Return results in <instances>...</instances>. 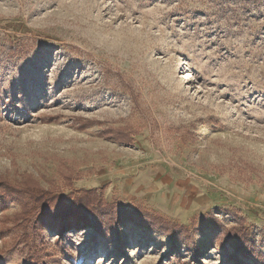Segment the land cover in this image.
Listing matches in <instances>:
<instances>
[{
	"label": "rangeland",
	"instance_id": "374dc122",
	"mask_svg": "<svg viewBox=\"0 0 264 264\" xmlns=\"http://www.w3.org/2000/svg\"><path fill=\"white\" fill-rule=\"evenodd\" d=\"M120 127L132 145L99 135ZM28 175L188 229L212 214L264 253V0H0V178ZM19 210L0 264H231L218 231L195 253L132 221L11 228Z\"/></svg>",
	"mask_w": 264,
	"mask_h": 264
},
{
	"label": "trees",
	"instance_id": "16d2710c",
	"mask_svg": "<svg viewBox=\"0 0 264 264\" xmlns=\"http://www.w3.org/2000/svg\"><path fill=\"white\" fill-rule=\"evenodd\" d=\"M95 124L94 121H83L77 129L84 131ZM99 135L124 145L134 142L132 133L125 127L105 129ZM6 203H15L20 208L11 219H6L15 229L29 227L33 233H40L43 224L49 221L58 225L60 233L72 229L109 233L110 228L116 230L123 222L132 221L143 229L164 234L173 242L192 247L195 253H198L195 248L196 234L205 230L218 231V244L228 262L241 264V258H244L264 264V253L246 228H226L212 214L193 222L191 229H188L142 208L131 209L119 202L107 203L97 190H81L75 196L63 197L51 189H45L30 175L19 182L0 178V208ZM11 228L4 224L5 230ZM228 249H231L230 253Z\"/></svg>",
	"mask_w": 264,
	"mask_h": 264
},
{
	"label": "bare ground",
	"instance_id": "6f19581e",
	"mask_svg": "<svg viewBox=\"0 0 264 264\" xmlns=\"http://www.w3.org/2000/svg\"><path fill=\"white\" fill-rule=\"evenodd\" d=\"M143 184H144V186H150L152 183L150 182V183H145V182H143ZM154 184V183H153ZM152 184V185H153ZM178 203H179V201H172V207L173 208H175L177 205H178ZM180 205V204H179ZM184 206V205H183ZM182 207V206H181ZM183 208V207H182ZM178 209V208H177ZM180 213H179V215H178V218L181 220H185V219H187V217H188V211H184V209H181L180 211H179Z\"/></svg>",
	"mask_w": 264,
	"mask_h": 264
}]
</instances>
